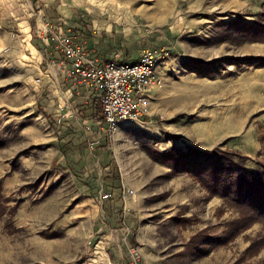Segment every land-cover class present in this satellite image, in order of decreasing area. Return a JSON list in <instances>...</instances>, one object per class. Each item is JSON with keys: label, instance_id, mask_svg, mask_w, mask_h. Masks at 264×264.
Returning a JSON list of instances; mask_svg holds the SVG:
<instances>
[{"label": "rangeland", "instance_id": "374dc122", "mask_svg": "<svg viewBox=\"0 0 264 264\" xmlns=\"http://www.w3.org/2000/svg\"><path fill=\"white\" fill-rule=\"evenodd\" d=\"M31 1L34 18L77 35L105 62L165 53L147 112L97 147H109L111 170L128 180L127 192L136 189L128 225L151 236L157 264H264V220H247L230 196L211 194L168 159L191 149L239 161L243 173L264 171V0ZM1 13L0 264H69L68 256L74 264L91 253L89 229L106 205L104 161L94 144L93 154L82 153L88 136L58 128L48 57ZM189 155L184 161L200 162ZM81 221L67 246L62 225Z\"/></svg>", "mask_w": 264, "mask_h": 264}, {"label": "crops", "instance_id": "0c3cea01", "mask_svg": "<svg viewBox=\"0 0 264 264\" xmlns=\"http://www.w3.org/2000/svg\"><path fill=\"white\" fill-rule=\"evenodd\" d=\"M26 1L25 3H19V0H13V2L11 0H0V14H3L1 12H4V10L10 12L4 16L10 17L12 14L15 23L23 27L25 34L23 36L28 40L29 45L43 57H48L49 62L43 71L46 73V81L54 88L55 97L51 98L50 104L53 105L51 109L57 114L60 123L58 128H62L61 132L71 128L82 136H88L87 146L85 142L82 153L85 152V156L90 153L93 154L96 148L97 156L104 161L100 165L103 179L100 182L99 196L102 192H110L112 195L110 199L100 200L103 205H106H102L101 213H98L97 218L92 223L91 230L89 229V232H92L89 236H92L93 239L89 242L93 247L91 253L84 250L79 261H75L74 264H123L126 260L128 247L134 245L135 235V241L138 242L136 246L141 250L144 264H157L159 256L151 236L142 234L140 231L135 234L128 225L134 210V204L138 203L136 195L131 196L125 193L128 190L127 188H130L126 186L127 179L122 177V174V178H118L116 172L111 170L112 163L107 159L109 147H106L103 151L97 149L99 144L105 140L108 132L106 125L101 123V107L97 93L68 77L66 68L60 64L61 56L55 52L53 43L46 39L47 35L45 34L49 30L46 22L39 17H33L37 16V13L36 11H34V15L30 13L29 7L32 1ZM9 2L10 4L7 5ZM72 84L73 88L71 90L69 87ZM92 144L95 145V148ZM77 151L79 152V149ZM84 154L77 155V160H80V158L84 160ZM73 177L80 180L81 184H86V177L82 176V173L78 172ZM94 180L95 183L99 184L98 179ZM132 189L135 188L132 187ZM66 224L61 227L63 229L61 237L67 240L65 244L69 246V239L74 236L80 237L82 233H79L78 228L83 229L85 225L82 221L77 225L70 226ZM70 227L73 229L70 230ZM69 257L71 256H68L65 261L71 264L75 257L72 256L70 259Z\"/></svg>", "mask_w": 264, "mask_h": 264}, {"label": "built area", "instance_id": "2783aa9c", "mask_svg": "<svg viewBox=\"0 0 264 264\" xmlns=\"http://www.w3.org/2000/svg\"><path fill=\"white\" fill-rule=\"evenodd\" d=\"M46 39L61 56L60 64L69 78L94 90L101 107L102 124L108 131L123 123L139 121L147 112L149 93L157 83V65L165 53L146 51L138 61L101 60L86 43L77 40L70 31L57 32L49 21ZM62 30V29H60ZM133 194V189L128 191ZM128 192H125L128 194ZM101 200L110 199V192H102ZM123 264H144L138 246L130 245Z\"/></svg>", "mask_w": 264, "mask_h": 264}, {"label": "trees", "instance_id": "16d2710c", "mask_svg": "<svg viewBox=\"0 0 264 264\" xmlns=\"http://www.w3.org/2000/svg\"><path fill=\"white\" fill-rule=\"evenodd\" d=\"M259 29L261 28H258V35H264V30ZM171 152L172 155L168 156V159L175 163L177 168L184 165V168L194 172L198 179L203 180L211 194L230 196L247 220H264V171L243 173L239 161L232 163L231 158H218L215 153L208 154L191 149L186 152L174 149ZM186 155L200 162L191 164V161H184Z\"/></svg>", "mask_w": 264, "mask_h": 264}]
</instances>
